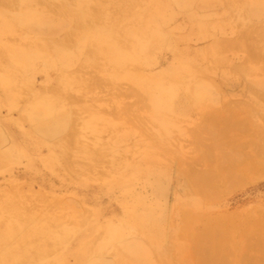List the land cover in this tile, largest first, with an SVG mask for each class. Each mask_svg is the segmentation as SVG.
Here are the masks:
<instances>
[{"label":"rangeland","instance_id":"rangeland-1","mask_svg":"<svg viewBox=\"0 0 264 264\" xmlns=\"http://www.w3.org/2000/svg\"><path fill=\"white\" fill-rule=\"evenodd\" d=\"M151 1L91 0L90 6L96 11L94 24L108 22L103 19L110 20L114 26L115 44L124 50L134 48V55L142 61H131L118 68L105 64L102 66H106V69L101 71L99 62H110L93 43L76 48L74 41V46L64 48L74 57L71 60L73 65L66 69L89 58L91 62L77 72L85 77H96L94 83L97 85L91 84L93 89L84 92V97L88 96L85 100L81 97L82 100L72 99L66 103L69 111L83 101L81 105L91 107L90 113L87 111L89 116L84 113L86 108L80 109L81 114L84 111L83 116L77 118L74 125L84 126H81L84 131L76 129L75 135L80 136L79 141L74 136L71 151L66 154L70 161L77 158L79 164L71 162L73 166L68 164L64 167L59 159L54 162L52 173L46 167L47 146L43 145L44 139L40 142L39 152H36L42 157L33 155L34 161L32 163L31 160L29 165H26L24 157L16 154L13 142L19 141L20 127L34 136L33 127H42L29 122L27 118L33 104L32 97L47 98L50 93L45 87L51 88L53 85L54 89L60 90L66 87L63 85L66 69H59L63 63L59 60L47 62L51 58L49 55L55 51L51 46L55 43L47 39L58 31L50 32L46 30V25H40L53 23L62 16L57 8L51 6L57 7L59 0L50 1L49 6L44 0H37L29 6L33 11L31 17L16 23L11 32H0V75L10 64L3 54L6 52L1 50L2 46L16 45L36 50L45 42L48 48L43 53L52 52L46 55L47 58L37 57L26 67L15 66L16 71H23V76L17 79L18 83L14 86L17 90L16 100L11 96L9 98L10 91L3 87L0 80V194L10 196L14 181V185L20 188L22 194L30 197L33 204L57 203L56 211L66 215L65 222L51 224L53 233H40L41 238L37 240L49 246L50 243L45 242L43 237L57 239L56 243L51 244L54 253L50 251L51 254L47 253L42 259H22L13 264H83L81 243L96 237L89 251L90 257L84 258L87 263L94 261L92 264H98L101 259H116L118 255L112 254L116 253V243L118 247L123 246L127 258L117 257L121 260L117 263L112 260L108 264H196L197 258L214 261L231 258L234 261L232 264H262L264 261V245L261 243L264 238V170L263 173L259 172L261 176L256 178L257 172L255 178L250 180L238 174L230 177L223 175L222 169L216 167L226 159L233 162L238 158L237 154L246 149L240 147V151L238 143L256 142L264 146V114L260 107H264V99H248L255 95V91L264 94V71L258 69L264 66V61L260 58L249 62L252 70H234V63L241 62L247 50L230 42L243 31L247 34L246 43L254 41L264 46V0H154L153 4ZM75 3L72 2L73 8ZM19 6H22L19 0L0 1V8L7 12L8 17L17 13ZM155 20L156 24L153 23ZM130 26L129 34L125 31ZM246 27L251 28L248 30ZM60 34H56L57 37ZM71 36L69 34L68 37L76 38ZM223 41L229 42L228 45ZM220 50L224 52L220 53ZM227 55L229 58L223 63L221 60ZM187 60L193 64L183 77L173 81L172 74L176 69L172 68L173 65L177 62L184 65ZM241 64L240 67L243 66ZM100 72L112 76L118 72L119 76L125 74L123 79L118 80L119 83L138 90V97L132 94L121 98L133 103L130 110L133 109L137 119L130 127H117L121 116L118 121L117 116L112 119L108 113L107 105L114 106L118 96L115 91H111L114 95L107 91L111 93L109 95L104 90L103 85L110 87L111 83L108 78L107 83L102 76L104 73L101 75ZM128 72L131 76L142 73L151 76L162 72L163 85L172 83L174 89L162 95L164 105L155 109L135 82L140 83V79H128ZM101 80H104L103 83ZM76 84L70 81L73 89L68 91L78 93ZM6 92L9 93L6 95ZM97 96L102 98H98L93 105L88 104L91 103L90 99L95 97L96 100ZM87 98H90L89 101ZM238 99L241 101L237 102ZM246 103L256 107L260 114L254 118L251 127H233L231 130L216 123L215 116L220 107L247 108ZM96 105L99 110L94 114L92 106ZM202 113L207 118L212 115L214 120H206ZM97 116H101L103 121ZM81 119L88 120L89 124L85 125L86 122L82 123ZM60 135L61 132L54 131L48 139H57ZM228 144L236 145L240 152L232 153L235 147L230 148ZM99 151L101 159L88 158L89 153L95 157ZM87 163L96 164L88 167ZM206 174H210V177H206ZM204 178L209 181L206 182ZM122 218L129 222L131 231L122 234L120 231L114 239L108 231L115 226L116 219ZM105 231L108 235L104 234ZM36 234L33 232L30 238L35 239ZM104 235L106 247L97 251V247L104 244L100 241ZM255 237V243L250 246ZM31 241L34 242L33 239ZM39 248V244H33L34 250ZM119 254L125 256L123 251ZM188 259L191 261H183Z\"/></svg>","mask_w":264,"mask_h":264},{"label":"bare ground","instance_id":"bare-ground-1","mask_svg":"<svg viewBox=\"0 0 264 264\" xmlns=\"http://www.w3.org/2000/svg\"><path fill=\"white\" fill-rule=\"evenodd\" d=\"M19 1L21 2L22 6H19L18 12L11 15L10 17H8L7 12L4 9L0 8V32L1 33L9 32V31L11 32L16 23H22V21L24 19H27L33 15V11L30 10L29 6H31L34 2H37V0H19ZM50 1H53V0H44V3L47 6H49L48 3L50 4ZM59 2L60 3H58L57 7H54L55 5H51V6L53 8H57V12L59 13L60 16L61 15L62 16L57 17V20L54 21L53 23L40 24V25H46L47 26L46 30H48L50 32L57 30L58 31V33H56L57 35H59L61 33L60 36H58V37L55 34V35H53L52 38L47 39L49 42L55 43V44L51 45L53 50H55L53 53L50 52L53 55L50 54L49 52L46 54L43 53V50H46L48 48V46L45 42H43L40 45V47L36 50L23 49V48L17 47L16 45L2 46V49H1L2 52L8 53V55L6 53H3V54L8 57L10 64L7 66V68L4 71H2V73L0 75V80L3 84V87L6 90L10 91V93L9 92L5 93L6 95H7V93H9L8 94L9 98L11 96V97H13V99L15 98V100H16L17 90L14 88V86L17 85V83H18L17 79L20 78V76H23L22 75L23 71L22 70L16 71L17 68L15 66H18L20 68L26 67V66L30 65L32 62H34L37 57L44 56L45 58H47L46 55L50 54L49 56H51V58H49L47 60V62L48 61L53 62L54 60H59L60 63L64 64V65L61 64L63 67L59 66V69H66V67L69 68L73 65V62L71 63V60H73L74 57L70 56V53H71L70 51H65V49H66L65 47L74 46V45H72L74 43V41H75L76 48H83V47H86L85 45H91L93 43V46H95V48L97 50H101L104 53V55L109 59L108 61L110 63H105V62L100 61L99 62L100 64H98V65L101 66V68H102L101 71L103 69H106V66L105 67L102 66L105 64H107V65L112 64V65H115L116 68H118L119 66L120 67L124 66V64H125V66L128 65L127 63L131 62V61H135V60L138 62L142 61L139 58H136V55H134V48H129L127 46L129 49L124 50V49L120 48V46L115 44L114 26L110 20L103 19L104 21H108V22H103V24H94L96 22V20H95L96 19V11H94L93 10L94 8H92L90 6L92 3L91 0H59ZM72 2H74V3L76 2L75 3L76 6L74 8L72 7ZM147 2H150V1H147ZM152 2L155 3L154 0H152L151 3ZM149 14L151 15V13H149ZM153 23L156 24L157 21L155 20ZM35 28L38 29V27H35ZM62 28H63V31H62ZM247 28L248 27H246V29ZM249 28H251V27H249ZM249 28H248V30H249ZM40 31L41 30H39V33H40ZM263 31H264V27H263ZM125 32H128L130 34L131 26L128 27ZM69 34H70V36L73 35L76 38H71L72 36L68 37ZM246 35H247L246 32L240 31L239 35H237L234 39L233 38L231 39L230 37L228 39L229 41L231 39L232 41H230V42L238 45L239 48L243 47V49L247 50V53L244 54V56L242 57V61L239 63H234V66H235L234 70H236V71L240 70V69L246 70V71L252 70L251 67H253V66L248 64V63L251 61H254L256 59L258 61L261 58L264 61V51H263L264 46L261 45L262 43L260 45L254 41H253L254 44L252 41L250 43L249 42L246 43V40H247ZM220 41H222V40H220ZM256 41H257V39H256ZM223 43H225V42L223 41ZM228 43H225V44L228 45ZM225 44H223V45H225ZM223 45H222V47H223ZM229 46H230V44H229ZM239 48H238V50L242 49V48L241 49H239ZM223 50L227 51L224 48H223ZM221 52L222 51L220 50V53ZM226 53L227 52H225V54ZM227 56L226 57L224 56L225 57L224 59H222L223 58L222 57L221 61L225 60V62H226V60L229 58V55H227ZM43 62H45V61H43ZM64 62H67V63H64ZM90 62H91V60H89V58H86V59H83V61L80 62V64L72 67L71 69H69V70L66 69L65 74H64L65 77L63 79V85H66V87H64V90H62V89L60 90L59 88H57L58 90L54 89V86L52 85L51 88L45 87V89L48 91V93H50L47 98L46 97L45 98H38V97L34 98V97H32V100H33L32 103L33 104L27 113V118L30 119L29 122L34 123L36 125H40L42 127L39 129H36L33 127L32 130L35 132L36 136H34L33 133H31L30 131L20 127V133L21 134L19 137V141L14 140V142H13L14 149L16 150L15 151L16 154L25 158L26 165L28 163L30 164L31 160L33 163V161H34V159L32 157L33 155L36 156V154H37L40 158L42 157V155H39V153H36V152L37 151L39 152L38 148H40V146H41L40 142L43 139L45 141V143L43 145L47 146V155L45 156L46 157L45 161L47 162L46 167L50 168L51 173L53 172L54 162H57L59 159H60L61 165H63L64 167L67 166L68 164L73 166V164L71 162H76L77 164H79V160L77 158H71V161H70V158L66 157V154L71 151L70 144L73 141V137L75 136L77 141H79L80 136L77 137V135H75L76 134L75 132L77 131L76 129L79 128L78 129L79 132L84 131L83 129H81L82 125L80 126V124H78L79 126H77V127H76V125H74V124H76V119L80 118V116H83L82 114L84 111L81 114L80 109H82V107H83V109L86 108L87 110L84 113L87 115L88 113H90L89 111L91 110V107H88L89 105H84V106L81 105L82 103L85 102V101H83L80 104V106H78L77 108H74L73 111H69L67 106H66V103L70 102L72 99L80 100L79 98L84 97V95H83L84 92L88 93L91 91V90H89L90 88L93 87V86H91V84L95 85L94 82H95L96 77H94V79L91 77H85L83 74L81 75L79 72H77L78 70H80L82 68V66H85L86 63L89 64ZM232 62H234V61H232ZM207 63H209V62H207ZM223 63H224V61H223ZM240 63H243V64H241L243 66L240 67ZM192 64L193 63L191 60H187L184 65L179 64L178 62L175 63V65H173V67H172V68H176L175 73L172 74L173 75L172 76L173 81H175L177 77H180V78L183 77L184 73L189 70V66ZM234 66H233V68H234ZM128 68H130V67H128ZM98 69L97 70L100 71V68H98ZM258 69H261L262 71H264V66L262 68L258 67ZM230 70H231V68H230ZM103 73L104 72H102V73L100 72L101 75ZM192 73H193V70H192L191 74ZM168 74H170V73H168ZM105 75L106 74L104 73L102 76L105 77L106 79L108 78L109 84L111 83V85H110V87H107V85L106 86L103 85L104 90H106V92L109 90H110L109 92L115 91L116 95L118 96L117 97L118 99L115 100V103L113 104L114 106L107 105L108 113L112 116V119L113 118L115 119V117L117 116L116 119L118 121L120 120L119 118L121 116L122 120L119 121L120 123H118L119 125L117 127H120L121 125H129V127H130V124L132 122L136 121V119H137L135 113L132 112L133 109L130 110V107L133 105V103L123 101V99H121V98H123V97L125 98L129 95H132V94H134L138 97V92H137L138 90H136L131 85L123 87L119 83L118 80L123 79L124 78L123 76H125V74H123V76H119V72H118L117 74L115 73V76L107 74L108 76L106 75L107 76L106 77ZM126 75H127L126 77L130 80L132 77L133 81H135L134 78L140 79V81H139L140 83H138L137 81H135V82L142 88L141 91L143 90L144 93L148 96L149 100L151 101V106H153L155 109H157V108L159 109L161 106L164 105L163 104L164 101H163V99H161L162 95H165V92H172L174 89V85L172 83H169L166 86L163 85L164 82H162V79H164V78L162 76L163 75L162 72L155 73L151 76H148L149 74H143V73L140 76L135 75V74L131 76V73H129L130 76L128 74H126ZM89 78H90V81H88ZM22 79H26V78L23 77ZM100 79H101V77H99L98 80H100ZM108 79L106 81L107 83H108ZM182 79H184V78H182ZM70 81H72L73 84L74 83L78 84V85L76 84V86H78L77 88H79L78 93H76L77 91L75 93L68 91L69 89H71V90L73 89L69 85ZM103 81L101 80L100 82L103 83ZM96 83H98V85L100 84L99 81L98 82L96 81ZM109 84H108V86H109ZM86 86H87V88H86ZM97 87H99V86H97ZM104 90H102V91H104ZM202 90L203 89H201L199 91H202ZM111 93H108V94L110 95ZM89 94H92V93H89ZM114 94L115 93H112V95H114ZM198 94L203 95L202 93H198ZM86 96L83 98L84 100L86 99ZM91 96H89V97L93 98V95H91ZM94 96H96V95H94ZM120 96H122V97H120ZM100 97L97 96L96 100H94L95 97H94V99L87 98L88 101H89V99L91 100L90 101L91 103L88 102V104L91 105L93 102H97L98 98L100 100ZM108 97H111V96H108ZM251 97H248V99L249 100H255L256 98H263L264 99V94L261 95L260 93L255 91V95H253ZM112 99H114V98H112ZM112 99H110V100H112ZM81 100H82V98H81ZM92 100H94V101H92ZM239 100L240 99H238L237 102H239ZM39 101H41L42 103H39ZM113 102H114V100H113ZM244 105L247 108H239L238 107L236 109H232V108L220 107L221 110L218 109V111H217L218 114H217V116H215L216 123L220 124L219 126H223L226 129H231V130L234 129L233 127H242V126H244V128H248V126L251 127L252 126L251 124L254 122V118L260 114H258V112L255 109L256 107H254L253 105L248 106L247 103ZM87 107L90 109H88ZM260 107L262 108L261 111L264 114V107L261 105H260ZM92 108H94L93 109L94 114H95V112H97V110H99V106H97V105L95 107L92 106ZM87 111H88V113H87ZM102 112H100V113H102ZM166 112H165V115H166ZM125 114L127 116H124ZM169 114L172 115L171 113H169ZM174 115H172V116H174ZM201 115L204 117L206 116L203 113ZM88 116H89V114H88ZM88 116H87V119L89 120L90 118ZM123 116H124V118H123ZM97 117L99 118V120L102 119L101 116H97ZM206 118H207V116H206ZM210 118L214 120L212 115L210 116ZM210 118H207L206 120H208ZM81 120L83 123L84 120L83 119H81ZM88 120H87V122H88ZM117 120H116V122H117ZM168 120H171V119L168 117ZM102 121H103V119H102ZM85 122L86 121H84V123ZM87 122L85 123V125L89 124ZM82 127L84 128V126H82ZM90 127H92V126H90ZM54 131H56L57 133L61 132L62 135H60L59 138H57V139L56 138L53 140L48 139V137H50ZM229 132L230 131H228V133ZM37 135H39V137ZM40 135L43 137H40ZM78 135H81V134H78ZM70 139H72V140H70ZM4 141L5 140H3V142ZM229 142L231 143L232 141H229ZM235 143L236 142L231 143V144H235ZM238 144L237 145L239 146V148L244 147V149H245V147H246V149L244 151L242 150L241 154H237L238 158H236V160L233 159V158H235V157H233V158H231L234 160L233 162H232V160L230 161L228 159V161H227V159H226V161L222 162L224 164L221 163V164H219L217 166L215 165V166L222 169L221 174L229 175V177L232 174H235V175L238 174V176H242L245 178H249L250 180H253V178H255L254 174L256 175L257 172L258 173L256 175V178L258 175L261 176L259 172H262L264 170V155L262 154V152L264 150V146L258 145L256 142H246V141H243V143L241 142ZM232 146L233 145H229L228 147L233 148L236 145H234L233 147ZM241 149L242 148H240V151H241ZM234 151L237 153L240 152L236 149V147L232 150V153H235ZM100 152L101 151L97 152V155L95 157H93L89 153L88 158H90V159L94 158L96 160L101 159V153ZM228 154H230V152H228ZM258 156L260 157V159L258 158ZM9 157H13V155L9 156ZM0 158H1V155H0ZM42 159H44V158H42ZM94 164H96V163H87L88 167H92V166H94ZM210 174H212V173H210ZM210 174H206L205 176L210 177ZM242 177H241V179H242ZM204 179H206V178H204ZM208 181H209V179H208ZM208 181L206 179V182H208ZM14 184H15V182L13 181L11 183L12 194L10 196L0 194V264H13L14 261H19L22 259H23L22 261H24V260L35 261L37 259L44 258L45 255H47V253L48 254L50 253V251L53 252L51 244L56 243L57 239H55L53 237L50 238L47 236L43 237V240L45 242L50 243L49 246L46 245L44 242L40 243L42 241H37V240H40L39 238H41L40 235L42 233L43 234L53 233L50 229L51 224L57 225L58 221L65 222L64 220L66 219V215H64V213H58L56 211V209L58 208L57 203L56 204L45 203V204H41L39 206L35 205L31 202L33 200L30 197L22 194L20 191V188H17ZM41 202H43V201H41ZM93 211H94V209H93ZM124 220H125L124 218L118 219V220L116 219V221L114 220L115 226L111 227V229H109V231H108L110 233V237H113L115 239L120 234L119 233L120 231H121V234L123 232H130L131 231V227L129 226L130 225L129 222L126 220L124 221ZM76 221H78V220H76ZM33 232L35 234L37 233L36 234L37 237H35V239L30 238ZM104 234L108 235V233L106 231ZM94 235H96V234H94ZM105 235L100 238V241L104 242V240L106 238ZM94 237H96V236H94ZM31 239H33L34 242H32ZM94 239L96 240L97 237ZM94 239L90 238V239L85 240L81 243L82 248L80 249V254L82 255L81 259L83 258V264H92L94 262V261H90L89 263H87V261L84 260V258L90 257L89 251L91 249V246L95 243ZM263 239L264 238L261 239V243L264 245ZM111 240L114 242L118 241V240H113V239H111ZM255 240H256V237L254 239V242L251 241V243L249 245L252 246L253 243H255ZM33 244H39L40 248L34 250ZM117 244L118 243H116L114 245V248L116 249V253L112 252V254H114V255L117 254L118 255L117 257H120L122 259H126L127 258L126 252H125V250L122 249L123 246L118 247ZM105 247H106V243L104 242L103 245H99V248L97 247V251L100 249H104ZM85 251L87 252V255L85 254ZM120 251H123L125 253V256H121L119 254ZM117 257H116V259H112L116 263L118 262V260H121L120 258H117ZM211 257H214V256H210L209 258H211ZM73 259L74 258H72V260ZM112 260L111 259H109V260L101 259V261L98 264H100V263L108 264ZM218 260L219 261H214L212 259L208 260L205 258H197L195 261H196V264H232V263H234V261L232 262L231 258L227 259V260L222 259L223 261L220 259H218ZM183 261L189 262V261H191V259L183 260ZM263 263H264V261H262V264ZM188 264H191V263H188Z\"/></svg>","mask_w":264,"mask_h":264}]
</instances>
